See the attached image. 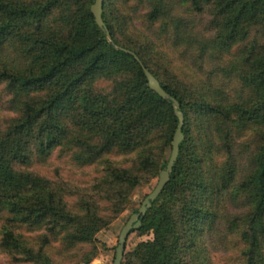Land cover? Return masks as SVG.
Listing matches in <instances>:
<instances>
[{
  "label": "trees",
  "instance_id": "1",
  "mask_svg": "<svg viewBox=\"0 0 264 264\" xmlns=\"http://www.w3.org/2000/svg\"><path fill=\"white\" fill-rule=\"evenodd\" d=\"M94 1L0 0V82L10 96L8 109L17 113L0 127V247L17 262L58 264L48 252L53 243L63 251L87 244L90 250L80 257L87 264L96 254V234L124 209L136 186L165 168L164 151L171 149L178 119L172 103L149 88L139 62L120 49L125 48L179 102L184 123L170 179L130 232L152 238L123 252L122 259L213 264L205 237L226 215L227 230L243 243L244 264H264V0H183L194 13L209 10L212 17L215 33L202 50L224 53L242 44L236 53L241 66L235 64L243 89L233 95L198 82L190 89L170 85L145 55L152 42L117 39L112 6L128 1H149L147 19L167 18L176 37L182 36L189 22L169 15L163 0H103L110 40L95 23ZM253 27L259 36L248 42ZM110 77L116 78L107 93L93 87L96 79ZM234 131L256 137L245 172L233 153ZM59 149L69 150L81 166L101 165L87 191L30 170ZM217 150L227 156L221 164L211 160ZM129 154V166L112 159ZM72 191L77 197L70 205ZM99 198L112 214L99 212ZM222 200L239 201L245 211L229 216ZM26 232L35 234L28 238Z\"/></svg>",
  "mask_w": 264,
  "mask_h": 264
},
{
  "label": "rangeland",
  "instance_id": "2",
  "mask_svg": "<svg viewBox=\"0 0 264 264\" xmlns=\"http://www.w3.org/2000/svg\"><path fill=\"white\" fill-rule=\"evenodd\" d=\"M163 6L169 10V15L182 17L189 22L188 28L182 36L176 37L171 29L167 18L160 17L157 20L149 21L147 13L151 5L149 1L137 2L128 1L121 5L114 3L112 6L111 21L116 25V36L120 42L130 43L135 38L143 42L148 40L152 42L151 51L145 53L152 60L151 64L155 72L162 81L174 85L177 88H192L199 83L204 87H210L224 91L228 95L240 93L243 89L240 85L237 73L241 66L237 60V49L242 44H238L229 52L219 53L211 49L202 50L201 43L208 42L213 38L215 30L211 26L212 17L209 10L203 13H194L188 3L183 0H163ZM164 24V25H163ZM256 28H251L247 41L251 42L259 34H256ZM194 39L196 42H193ZM108 40H110L108 38ZM236 63V64H235ZM98 78L94 81L93 87L105 93L111 90L113 79ZM10 96L3 82H0V127H5L17 115L15 111L8 109ZM233 153L238 164L239 172H245L250 167L251 153L254 150L255 138L253 133L232 134ZM171 149L166 148L163 158H169ZM69 150H55L52 155L42 163H36L30 170L48 179L73 186V190L87 188L91 185L92 179L101 171V165H84L75 163L71 158ZM226 155L221 151H215L211 160L213 164H221L226 160ZM134 154L113 156L120 166H129L132 164ZM242 176L238 173L237 179ZM158 181V175L150 178L149 183L136 186L131 192L124 209L115 217L106 227L102 228L95 239L97 248L96 254L87 264H113L115 249L118 244V236L122 226L126 223L132 213L137 210L144 199L155 187ZM86 190V189H85ZM72 191L67 200L70 205L76 201V193ZM87 191V190H86ZM80 192V191H79ZM241 202L229 203L228 200L221 202V208L229 216L238 215L245 211L241 207ZM101 214H112L113 208L109 206L106 199H98ZM227 216L219 221V226L212 234L205 237V245L208 248V255L213 264H244L242 255L243 243L235 232L227 230ZM1 227V221H0ZM1 234V232H0ZM34 232H26V236L31 238ZM1 236V235H0ZM152 238L151 233L138 235L135 232L127 236L124 252L132 251L135 246L144 240ZM90 250L89 245H79L76 248L63 251L62 246L55 242L48 249L51 259L58 264H84L80 261L83 253ZM121 264H127L122 259ZM0 264H34L31 262L16 261L13 256L0 247Z\"/></svg>",
  "mask_w": 264,
  "mask_h": 264
},
{
  "label": "water",
  "instance_id": "3",
  "mask_svg": "<svg viewBox=\"0 0 264 264\" xmlns=\"http://www.w3.org/2000/svg\"><path fill=\"white\" fill-rule=\"evenodd\" d=\"M102 6H103V0H95L94 3L91 5V12L93 14L95 23L98 25L99 28H101L107 38L110 39V33L107 30L105 23L102 19ZM123 51L130 53L134 56V58L139 62V64L142 66V69L144 71V75L146 77L148 86L151 90L156 92L161 98L165 100H169L172 103V107L174 110V114L176 115L178 119V123L176 126V129L174 131L172 141H171V153L167 160L166 166L164 169H162L159 172L158 175V181L153 188V190L147 194L144 199L142 200L139 208L136 212L132 213L126 223L122 226L119 236H118V244L115 249V255L113 259V264H121L122 258H123V252L125 248V242L128 234L131 232V230H136L141 225V220L146 211L151 207L152 202L157 198V196L162 192L165 184L170 179V173L173 169V166L177 160L178 151H179V144L183 139V133H182V126L184 123V117L182 111L179 109V102L171 95H169L160 85L159 81L153 76V74L146 69V67L142 64L139 57L132 51L120 48Z\"/></svg>",
  "mask_w": 264,
  "mask_h": 264
}]
</instances>
